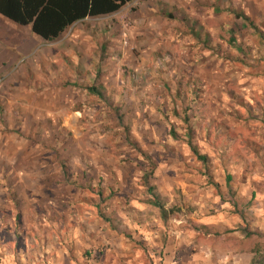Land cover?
Segmentation results:
<instances>
[{
    "label": "rangeland",
    "instance_id": "rangeland-1",
    "mask_svg": "<svg viewBox=\"0 0 264 264\" xmlns=\"http://www.w3.org/2000/svg\"><path fill=\"white\" fill-rule=\"evenodd\" d=\"M81 28L60 67L16 76L29 99L0 101V264L99 262L182 217L234 226L264 180V0H135ZM151 191L178 212L164 221Z\"/></svg>",
    "mask_w": 264,
    "mask_h": 264
},
{
    "label": "crops",
    "instance_id": "crops-1",
    "mask_svg": "<svg viewBox=\"0 0 264 264\" xmlns=\"http://www.w3.org/2000/svg\"><path fill=\"white\" fill-rule=\"evenodd\" d=\"M150 7V5L143 6L140 13L133 17V23L135 21L137 24L143 21L151 23L156 11L154 7ZM139 15L142 16L141 19H137ZM94 19L87 18L71 28L78 31L84 24L89 25ZM80 32L74 40L76 43L86 39L85 33L80 34ZM73 35L75 36L74 33ZM59 40L46 42L35 36L30 26H19L0 16V101L14 102L19 98L29 99L30 91L18 95L20 96L18 98L14 96L21 89L20 86L22 89L25 87L23 80L17 82V86L14 83L16 76L27 80L29 75L26 73V68L35 75L39 65L47 69L60 67L63 43ZM75 69L74 74L82 70L78 69L77 65ZM9 94L13 95L12 100ZM253 180L254 182H251L249 179L241 189L247 198L237 200L240 214L243 216L236 217L234 226L231 225L230 220L215 223L216 230L206 236L201 231L192 230L186 219L182 217L174 220L178 224H172L168 230L164 231L163 227L158 226L159 228L151 233L145 232L150 242L146 249L141 244L143 239H140L142 237L140 234L143 232L135 233L134 243H130L124 237L118 244L113 241L112 247L106 250L101 260L99 262L91 260L90 264H262L258 259L259 254L264 253V249H260L258 243L262 238L264 239V180ZM203 222H206L202 223L205 227L210 225L207 219ZM246 231L254 235L247 236ZM218 233L221 234L222 241L214 245L211 238L216 237L215 234ZM229 240L230 242L227 243Z\"/></svg>",
    "mask_w": 264,
    "mask_h": 264
},
{
    "label": "trees",
    "instance_id": "trees-1",
    "mask_svg": "<svg viewBox=\"0 0 264 264\" xmlns=\"http://www.w3.org/2000/svg\"><path fill=\"white\" fill-rule=\"evenodd\" d=\"M133 1L135 0H0V16L19 26H30L32 33L46 42H55L76 23L87 18L115 14ZM192 151L200 162L207 163L206 156L200 155L193 147ZM145 182L148 186L149 183ZM151 192L153 199L149 202L159 210L164 221L178 212L174 208L166 209L160 197ZM102 195L101 193L100 196ZM16 222L21 223L20 214L16 216ZM246 234L254 235L248 231Z\"/></svg>",
    "mask_w": 264,
    "mask_h": 264
}]
</instances>
